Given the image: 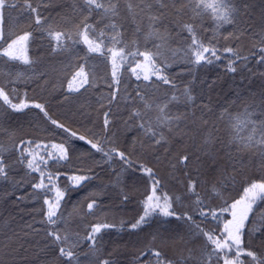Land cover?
I'll return each instance as SVG.
<instances>
[{
  "label": "snow or ice",
  "instance_id": "obj_1",
  "mask_svg": "<svg viewBox=\"0 0 264 264\" xmlns=\"http://www.w3.org/2000/svg\"><path fill=\"white\" fill-rule=\"evenodd\" d=\"M75 3L79 6L81 15L84 12H87V15H83V19L74 25L73 30L57 29L48 23L39 7H33L32 0H23L19 16L22 17L25 14L33 16L30 26L39 27L46 35L51 54L67 52L70 48L82 43L87 48L86 56L99 54L104 57L110 64L111 84H109V88L112 89L115 86V90L110 93L109 104L117 99L121 90L127 93V87L120 88L124 82L121 68L133 61H135V66L129 70L137 81L151 83L152 77H155L156 81L173 89L172 95L169 96L165 93L163 97L153 99H149L148 93L142 90L139 85L135 90V96L126 94L124 97L126 106L135 105L128 119L124 121L127 131H141L144 137L151 141L150 147L154 150L187 138L191 142V146L195 148V153H199L196 156V163L205 170L203 173L198 171V175L205 174L215 178L207 189L208 195L212 197L221 196L231 186H234L237 176L243 175L244 169L249 165L264 169V91L260 93V99L257 102L245 104L243 111L235 115L231 113L230 109L240 100V91L236 92L232 101L223 105L213 106L210 96L207 102L197 104V99L203 101L205 91L211 93L216 87V80H202L199 96L194 94L195 68L197 66L213 64L227 54L232 58L228 59L226 71L235 73L238 70V65L243 62L242 66H246V62L252 58L242 57L237 48L224 47L221 49L218 46L219 41L214 42L213 39H209L205 43L198 35V29L194 23L197 18H203L205 15L210 16L217 31L223 25L238 26V32L223 37L224 40H239L248 33H251L253 38L259 37L260 55L256 59L257 63L264 64V26L259 33L252 31L250 12L252 5L249 0H171L176 15L190 11L193 21L183 23L180 29V34H188L190 43H187L183 48L168 49L172 59L179 58L186 61L193 74V80L189 81L179 94L176 92L177 85L174 79L166 74L170 65L161 52V49L165 48L171 39L172 30L170 27H166L163 32L159 30V25L163 23L165 15L164 9L168 7L169 0H139V2L137 0H75ZM52 4L53 0H47L43 7L47 9ZM176 5L180 6L176 7ZM19 7H21L20 0H0V57H6L8 61H19L20 64L26 66L24 70L15 73V80H30L36 77L33 65L37 63L28 55V45L33 33L23 31L20 34H14L13 37V34L6 35L4 30L6 11ZM122 12L127 13L124 19L131 18L137 37L143 35V44L139 38L130 43L125 41L123 24L118 23ZM96 13H100L99 19L95 23H90L89 20ZM137 16H140L142 20L147 19L148 30L146 33H143L142 28L136 24ZM106 18L109 22L97 31L96 23H102ZM261 19L264 21V13H262ZM45 25L47 26L45 27ZM150 42L152 43L151 48L148 47ZM141 47L144 48L143 51L140 50ZM140 57L143 59L140 60ZM85 67V64H79L78 69L68 80L69 93H79L81 89L86 91L85 86L92 87L94 85L97 77L94 72L86 71ZM29 72L32 73L31 76L28 75ZM44 75L46 73L40 74L41 77ZM77 81L76 87H73ZM158 87L159 85H157ZM251 95L255 96L254 93ZM0 100L14 112H21L30 106L24 99L14 103L11 93L7 92L4 86H0ZM32 106L39 109L56 128L63 129L65 132L69 131L64 124L49 116L44 105L37 103ZM174 106L177 109L182 106L184 111L173 112ZM214 107L219 108L220 111L216 115V121L210 123L207 116L214 111ZM153 111L156 113L154 117L150 115ZM197 111L200 113L199 116H197ZM114 122V114L109 108L104 112L105 133L110 131ZM218 122L225 125L224 132L228 133L227 140L223 138ZM245 131L248 132L247 135L243 134ZM71 136L75 137L76 133L71 132ZM79 140L83 141L85 137L79 136ZM32 143L31 140L21 139L19 144L14 145L18 156L11 163L7 162V158L2 155L5 149L0 146V180H8L9 172L17 165L25 169L26 177L31 176L32 173H39L40 178L37 182L22 178L17 182L16 187H23L25 183L31 182L33 191L29 195L37 201L43 196V206L37 210V214L42 217L38 223L49 226L45 235L50 238L51 245L56 249V257L61 261V264H83L82 256L88 264H93L94 261H98V264H116L111 253L106 258L100 259L103 250L99 246L102 231L116 228L115 224L95 223L91 225L87 235L83 238L78 234L73 237L70 230L61 229L58 226L60 222L68 223V220L63 216L62 208L65 192L55 185L51 173L45 175L43 168L47 167L48 160L43 156L38 157V154L31 148ZM87 143L91 145L92 149L103 153L106 161L118 158L124 166L132 168L135 165L151 179V192L141 202L143 211L135 219V222H130L128 226L130 230L135 231L143 229V227H151L157 216L163 218L159 221L160 228L153 234V241L158 240L161 245L160 248L151 250L157 264H243L240 261L241 255L251 257L253 260L257 258L254 251L248 250L245 237L249 234L252 237L259 234V238L264 242V209L259 208V204L264 203V177L259 180L246 181V186H243V195L230 204L225 198V206L219 211L211 208L205 202V196L197 190L201 182L189 177L185 186L187 195L183 196V199L190 200V204L186 210L181 212L174 207L180 202L181 197L169 196L167 193L162 196L157 195V191L161 187V180L156 176V173L151 167L144 164L136 165V162L131 159L135 147L132 151H121L115 147L105 150L104 141L97 140L94 143L89 140ZM133 145H135V140ZM35 147L39 149L41 145L36 144ZM52 147L58 149V152L55 155L49 152V159H55L57 162L69 159V150L63 143L54 144ZM253 149L255 150L253 152L255 162L253 159L246 161L245 153ZM180 151L183 152V155L176 157V164L173 167L179 165L187 168L195 153L189 151L188 147L178 149V152ZM167 152L166 148L165 153L167 154ZM185 174L188 175L187 172ZM89 178L85 175L68 177L74 186H79L82 181ZM116 180L119 182V174ZM53 190L55 191L54 199L48 195ZM192 196L195 197L194 200L190 199ZM25 198L17 197V200ZM122 199L127 201V194L122 193ZM97 207L99 205L93 198L87 205L88 213L91 214ZM225 213L230 216L229 219H224ZM169 218L184 223L186 230L183 234H178L177 229L164 227L171 222ZM221 220H223L222 227ZM213 221L216 222L215 227L211 226ZM35 223L37 221L25 224L24 227L30 233L37 234L39 230L34 227ZM123 223L122 221L121 224ZM29 232H25V235H28ZM84 241L88 242V250L81 253L78 249ZM196 241H202L198 248L188 247L189 244ZM166 247L178 249V253L173 257H168L164 253ZM233 253H235L234 256ZM143 255L145 253H141V256Z\"/></svg>",
  "mask_w": 264,
  "mask_h": 264
},
{
  "label": "trees",
  "instance_id": "obj_2",
  "mask_svg": "<svg viewBox=\"0 0 264 264\" xmlns=\"http://www.w3.org/2000/svg\"><path fill=\"white\" fill-rule=\"evenodd\" d=\"M249 2L252 5L250 8L252 31L259 33L264 26V21L261 19L262 13H264V0H249ZM45 3L47 0H32L33 7H39L48 23L57 29L73 30L74 25L83 19V15H87V12L81 15L75 0H53L52 6L47 9L43 7ZM20 5L19 8L6 11L4 30L6 35L13 34V37L14 34H20L23 31L33 33L28 45V55L37 62L33 65L36 77L30 80H15V73L24 70L26 66L20 64L19 61H8L6 57H0V86H4L5 90L11 93L14 103L24 99L30 105L29 108L21 112H14L0 100V146L5 149L2 155L7 158L9 163L16 160L18 152L14 150V145L19 144L21 139L31 140L33 142L31 146L44 143L54 155L58 149H54L52 145L62 143L65 145L69 150L67 161L57 162L55 159H49L48 154H43L44 158L48 160L47 167L43 168L45 175L51 173L55 185L65 192L62 208L63 216L68 220V223L60 222L58 226L61 229L70 230L73 237L78 234L83 238L87 235L91 225L95 223L115 224L116 228L104 229L100 234L102 238L99 246L103 250L100 259L106 258L111 253L116 264H157L151 250L160 248L161 245L158 240L153 241V234L160 228L159 221L163 218L157 216L151 227H143V229L135 231L129 229V223L135 222V219L143 211L141 202L151 192V179L135 165L132 168L124 166L118 158L106 161L103 153L92 149L87 141L91 140L94 143L97 140L104 141L105 150L115 147L121 151H132L135 147L131 159L136 162V165L144 164L151 167L156 173V176L161 180V187L157 191V195L162 196L167 193L169 196L181 197L180 202L174 205L181 212L186 210L190 204V200L183 199V196L187 195L185 186L189 177L201 182L197 190L205 196V202L217 211L225 206V198L230 204L243 195V186H246V181L259 180L264 177V169L249 165L244 169L243 175L237 176L234 186H231L227 192L218 197L209 196L207 189L215 178L205 174L198 175V171L203 173L205 170L196 163V156L199 153H195V148L191 146V142L187 138L154 150L150 147L151 141L146 139L141 131L125 129L124 121L128 119L132 108L135 107V105L126 106L124 99L126 94L135 96V90L139 85L142 90L148 93L149 99H153L163 97L165 93L170 96L173 89L156 81L155 77H152L151 83L137 81L129 70L135 66V61H133L121 68L124 82L120 88L127 87V93L121 90L117 99L109 104L110 93L115 90V86L112 89L109 88V84H111L110 64L106 62L105 58L99 54L86 56L87 48L82 43L70 48L67 52L51 54L46 35L39 27L30 26L33 16L29 14L19 16L23 0H20ZM179 6L176 5V7ZM164 13L163 23L159 25V30L163 32L166 27H170L172 31L171 39L167 46L161 49V52L170 65L166 74L174 79L177 85L176 92L179 94L184 86L193 80V74L190 71V65L179 58L173 60L168 49L183 48L187 43H190L188 34H180V29L183 23L193 22L192 13L187 11L182 15H176L171 0H169L168 7L164 9ZM99 16L100 13L94 14L89 22L95 23ZM125 16L127 13L122 12L121 19L118 20V23L123 24L125 41L130 43L139 38L143 44V35L137 37L134 32L135 25L132 24L131 18L124 19ZM108 22L106 18L102 23H96L97 31ZM194 23L197 26L198 35L205 43L209 39H213L214 42L219 41L218 46L221 49L224 47L237 48L242 57H252L246 62V66H242L243 62L238 65V70L235 73L226 71L228 59L232 58L227 54L213 64L197 66L195 68L194 94L199 96L202 80H216V87L211 93L205 91L203 101L197 99L196 103L207 102L210 96L213 106L223 105L232 101L236 92L240 91L241 98L231 107L230 111L233 115L242 112L245 104L257 102L260 99V93L264 91V64L257 63L256 59L260 55L259 37L253 38L251 33H248L239 40H224L223 37L238 32V26L223 25L217 31L213 20L207 15L195 19ZM136 24L142 28L143 33L147 32L148 21L146 18L142 20L140 16H137ZM148 47H152L151 42ZM140 50L143 51L144 48L141 47ZM81 63L85 64L86 71L94 72L97 79L92 87L85 86L86 91L81 89L79 93H69L68 80L71 79L72 74ZM41 73H46V75L41 77ZM28 75L31 76L32 73L29 72ZM105 77L107 78L105 79ZM77 83L78 81L73 84V87H76ZM146 85L147 87H145ZM157 85H159L158 88ZM50 90L52 93L49 92ZM252 93L255 96L251 95ZM37 103L44 105L49 116L64 124L69 131L65 132L52 125L39 109L32 106ZM109 108L114 114L115 122L111 125L110 131L105 133L104 112ZM177 110L183 112L184 108L181 106L177 109L174 106L173 112ZM81 111H84L83 115ZM219 111V108L214 107V111L208 114L207 119L210 123L216 121ZM199 114L197 111V116ZM150 115L154 117L156 113L153 111ZM218 126L223 138L227 140L228 133L224 132L225 125L218 122ZM71 132H75L76 136H71ZM243 134L247 135L248 132L245 131ZM79 136H84L85 140H79ZM109 140L112 142L109 143ZM134 140L135 145H133ZM183 147H188L189 151L195 153L192 161L187 168L179 165L173 167L176 164V157L183 155L182 151L178 152V149ZM166 148L168 149L167 154L165 153ZM254 151L253 149L245 153L244 159L246 161L253 159L255 162ZM201 159L203 160V157ZM186 172L188 175L185 174ZM118 174L120 175L119 182L116 180ZM73 175H85L90 178L82 181L79 186H74L73 182L68 179ZM22 178L37 182L40 177L38 172L26 177L25 169L17 165L9 172L8 180H0V264H15L6 253L10 249H13L14 253V243L21 239L19 234L26 237L24 242L27 244V248L34 250L36 254L30 256L26 250V255L21 257L16 264H61V261L56 257V249L51 245L50 238L45 235L49 226L38 223L42 217L37 214V210L43 206V196L37 201L29 195L33 191L31 182L25 183L23 187H16L17 182ZM45 182L47 183V181ZM122 193L127 194V201H123ZM48 195L54 199L55 191L53 190ZM17 197L26 198L17 200ZM93 198L96 199L99 207L89 214L87 205ZM190 199L194 200L195 197L192 196ZM259 208L264 209V203H260ZM229 218L230 216L225 213L224 219ZM169 219L171 222L164 227L177 229L178 234H183L186 230L184 223L174 218ZM33 221H37L34 224V227L39 230L37 234L30 233L24 227L25 224H31ZM122 221L123 224H121ZM215 223L213 221L211 226L215 227ZM220 225L222 227L223 220L220 221ZM25 232H29V234L25 235ZM245 240L248 250L254 251L257 258L253 260L251 257L241 255L240 261L243 264H264V242L259 238V234H256L255 237L249 234ZM201 243L202 241H196L189 244L188 247L198 248ZM87 250L88 242L84 241L78 251L84 253ZM141 253H145V255L141 256ZM164 253L168 257H173L178 253V249L166 247ZM232 255L234 256L235 253ZM81 260L83 264H88L83 256ZM93 264H98V261H94Z\"/></svg>",
  "mask_w": 264,
  "mask_h": 264
},
{
  "label": "rangeland",
  "instance_id": "obj_3",
  "mask_svg": "<svg viewBox=\"0 0 264 264\" xmlns=\"http://www.w3.org/2000/svg\"><path fill=\"white\" fill-rule=\"evenodd\" d=\"M50 93H52V90L49 91ZM81 114H84V111H81ZM41 147L39 149H36L35 145L31 146L32 150L38 154L39 156H43V154H48L49 152H51V149H47L46 147H48L46 144L44 143H40ZM47 149V150H46ZM44 157V156H43ZM19 238L20 241H16L14 243L15 248H14V253L12 252V250L10 249V251H8L6 253V255L8 256L9 259H12V263H18L19 260L21 259V257L23 258L26 254L25 251L27 252V254H29L30 256H33L36 254V252L32 249H28L27 248V244L24 242V240H26V237L24 235L19 234ZM23 240V241H22Z\"/></svg>",
  "mask_w": 264,
  "mask_h": 264
}]
</instances>
